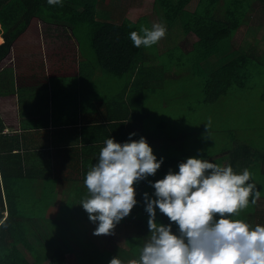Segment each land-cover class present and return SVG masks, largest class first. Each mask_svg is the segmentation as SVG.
<instances>
[{
  "label": "trees",
  "instance_id": "obj_1",
  "mask_svg": "<svg viewBox=\"0 0 264 264\" xmlns=\"http://www.w3.org/2000/svg\"><path fill=\"white\" fill-rule=\"evenodd\" d=\"M108 1L63 0V6H52L47 0H0V32L4 38L0 44V104L17 103L24 115L33 113L49 118L52 107L49 109L48 105L56 103L52 98L55 100L62 95L56 89L64 86L53 83L52 79L63 81L65 76L60 72L63 63L55 64L52 60V42L57 36L70 34L76 37L81 46V59L86 62L80 66L83 82L79 87L83 104H88L69 114L65 121H55V125L65 128L58 131V137L39 141L37 145L25 132H5V124L0 117V264H41L43 261L45 264H66L67 253L75 248V236L81 245V253L76 254L78 264H109L114 256L127 264V261L139 258L140 250L150 235L143 200L145 192L155 198V190L149 181L154 183L163 179L169 170L178 172L179 163L189 157L206 159L222 166L231 165L237 173H241L243 167L247 168L248 160L253 159L252 151L245 156V149L249 147L239 139L234 159L225 161L228 156L211 159L213 155L202 151L206 146L197 144L191 136L195 132L214 133L218 123L209 117L211 113L217 116L218 122L224 118L216 112L215 102L208 107L211 97L228 98L227 87L236 88L246 83L235 77L243 67L225 48L240 26L245 10L255 0H224L227 8L222 12L223 18H215L219 0H198L192 12L183 10L191 0H155L157 8L163 11L170 33L175 32L181 38L189 32L197 36L192 54L187 55L193 57L188 60L182 59L179 53L177 57L173 53L167 55L171 57L168 59L147 55L154 51L156 44L149 48H136L129 34L139 31L141 25L150 28L147 17L142 15L135 20L122 17L119 22L98 18V5ZM235 3L239 4L242 12L232 6ZM83 31L93 54L91 59L82 57ZM7 32L13 37L7 36ZM21 38L23 41L32 39L43 53L33 59L15 54L19 46L17 41L21 42ZM210 58L213 62L208 61ZM57 60L64 61L63 58ZM172 63L177 64L179 71L186 67L193 74L175 75V81L165 84L163 75L172 70ZM200 64L204 67L199 68ZM258 67L259 76L263 65L258 64ZM136 68L139 78L131 83L128 81L129 72ZM150 68L156 72L147 80ZM97 69L102 72L103 93L97 88L99 75H94ZM260 77L257 82L247 84L254 90L262 89V92L254 93L259 95L256 99H260L264 108V85H261ZM224 78L227 80L222 83ZM191 84L203 86L198 88L194 97L185 101L172 98L166 102L164 99L168 95L179 94L182 86ZM73 106L72 110H76L77 107ZM53 109L55 113L62 112L58 107ZM166 129L174 131V143L179 146L157 158L164 159L154 176L134 185L137 204L130 213L135 216L134 235L126 237L125 248H118V244L112 249L105 248L81 221L85 211L79 204L84 199V190L86 192L84 179L87 171L98 160L107 138L124 143L130 133H135L131 139L138 140L141 136L145 138L148 130ZM259 137L260 141L255 146L263 149L264 131ZM149 146L156 156L153 147ZM44 147L48 149L45 151ZM60 152L62 156H59ZM39 155L42 158L35 159ZM72 163L74 170L66 177L74 186L71 193H67L66 202L62 203L58 183L62 182L64 168L72 167ZM78 183L81 184L77 186ZM259 191L260 196L264 194ZM257 203L258 200L255 205L249 203L238 218L253 226L264 225L263 218L257 213ZM156 222L169 223L158 208ZM172 230L174 233L178 230L174 223Z\"/></svg>",
  "mask_w": 264,
  "mask_h": 264
},
{
  "label": "clouds",
  "instance_id": "obj_2",
  "mask_svg": "<svg viewBox=\"0 0 264 264\" xmlns=\"http://www.w3.org/2000/svg\"><path fill=\"white\" fill-rule=\"evenodd\" d=\"M63 6V0H47ZM166 24L140 26L130 39L136 48H149L163 39ZM124 143L107 138L98 160L87 171L84 185L88 195L80 206L96 225L94 235H113L120 221L137 204L134 185L154 176L163 163L157 160L144 137ZM154 199L143 193L148 214L149 236L139 258L127 264H264V225L253 226L238 218L249 203L255 205L260 191L252 173H241L231 165L189 157L179 163L178 172L169 170L154 183ZM168 224L156 222V209ZM173 223L177 232H173ZM109 264H125L114 256Z\"/></svg>",
  "mask_w": 264,
  "mask_h": 264
},
{
  "label": "crops",
  "instance_id": "obj_3",
  "mask_svg": "<svg viewBox=\"0 0 264 264\" xmlns=\"http://www.w3.org/2000/svg\"><path fill=\"white\" fill-rule=\"evenodd\" d=\"M260 3L259 10H263V5L264 2L261 0H255L253 1L248 8L245 10V15L243 16L241 20L240 26L236 29L235 33L233 34L231 40H229V46L226 47L227 53L232 55L234 59L239 60L241 63V66L243 67V70L237 72V76L235 75L236 78H239L240 80H243L245 82L250 76H255L258 73L259 67L258 64L264 65V10L262 14L257 13V28L259 29L258 31H253L252 27L249 25L248 22L254 21L255 19L252 16L253 15V10L256 9V4ZM219 5L216 6L215 8V18H223L222 12H224L227 8L226 2L224 0H219ZM198 4V0H191L185 7L184 11L192 12L195 10L196 6ZM232 6L236 10H241L240 6L238 3L232 4ZM258 10V11H259ZM154 17L160 16L164 23L166 24V20L163 15L162 9L159 11L155 12L153 10V15ZM147 17V16H146ZM148 22L149 18L147 17ZM259 22V25H258ZM167 28L168 25L166 24ZM69 28L68 26H65ZM70 29V28H69ZM55 32V30H53ZM61 36V35H60ZM57 36L56 42H52V60H54L55 64H60L63 63L60 69V72L62 74H65L63 77V81L52 79L53 83H60L64 85L63 87L57 88L56 91L59 93H62L60 97H57L55 100L52 98V101H55L56 103H51L48 105V108L50 109L52 107V110L48 113L49 118H41V116L37 114H31L27 113L24 115V113H21V108L19 104L17 103H9V104H0V117L2 118L3 122L8 119V115L6 113H13L12 120L18 122V128L16 131L17 133L25 132L26 135H30L31 142L35 145L38 144L39 141L44 142L47 139L51 138H56L58 137V131L63 127V125H55L54 122L59 120V121H65L69 114H71L73 111H78V108L84 106L87 107L88 104L85 105L83 104V99L80 96V86L82 84V80L80 79V72L81 68L78 64V61H82L81 59V54H80V49L81 46H79V43L77 42L76 37H72L70 34L69 36ZM190 42V47L185 48V43L188 41ZM197 36L191 32L187 33L184 35V37H180L178 34H173L170 33L168 30L166 32V35L163 39H161L157 44L156 47L154 48V51H151L147 53V51H144L145 54L151 56L154 58V56L157 55V58L160 57L162 58H171L168 57L171 53L176 52L177 55L178 53L182 56V59L186 58V60L191 59L193 55L187 56L188 54H192L193 50V44L197 41ZM4 38L2 35V31L0 32V44L3 43ZM18 42V41H17ZM21 43L17 47V51L15 54H18L21 57H26V58H35L39 54L43 53V50L41 47L37 46V43L34 42L32 39L31 40H24L21 38ZM225 47V43L223 45ZM40 49V50H38ZM168 55V56H167ZM187 56V57H186ZM57 58H63L64 61H59ZM196 59V58H195ZM77 60V61H75ZM183 61V60H182ZM208 61L213 62V58H210ZM188 64L192 65V62L187 61ZM67 63L70 64L68 67ZM147 63V62H146ZM66 64V66L64 65ZM171 71L168 73H165L163 75V78L166 79L165 84H169L172 81H175V75H192L193 72L184 67L179 71V67L177 64L172 63L171 66ZM149 70V72H148ZM148 76H146L147 80L149 79L151 75H153L156 72V69H148ZM146 72V74H147ZM96 76L99 75V80H97V83L100 86L104 87L103 84V76L101 75L102 72L97 69L94 72V75ZM130 77H129V82L134 83L136 82V79L139 78L137 75V68L134 70V72H129ZM232 75V73H229ZM145 78V79H146ZM182 78V77H180ZM179 79V78H178ZM227 80L224 78L222 80V83ZM94 81V80H93ZM225 83V82H224ZM220 86L222 84L219 82L218 83ZM96 86V85H95ZM183 89L179 94H176L175 96L173 94L168 95L164 99L166 102H170L172 98L174 100H188L196 94L198 88L202 87L197 84H191V85H185L182 86ZM226 88L225 86H223ZM252 86H249L247 83H244L240 87H227L226 89H229L228 92V98L226 96L220 97L213 99L211 97V101L208 104V107L211 106L215 102V107H216V112L224 118H221L219 122L217 121V116L214 113L210 114V118L218 123V126L215 128L214 132L225 138L227 141H230L232 143L237 142V140L243 141L246 147H249L251 139L253 138V135L255 133H261L264 131L263 124H264V108L260 104L259 100L256 99L259 98V95L254 93L257 90H254V87L251 88ZM98 88V87H97ZM191 89H194L195 91H191ZM104 90V88H103ZM103 90L101 93H103ZM99 93V92H98ZM28 99V98H27ZM29 100V99H28ZM1 101V100H0ZM27 101V100H26ZM71 102H74L73 105L77 107V109H73V105H71ZM26 104V102H25ZM53 107H58L62 112H54ZM67 112V114H66ZM252 119H257L259 120V126L261 130L257 131L256 125L250 123ZM229 122H234L237 126L236 127H231L229 125ZM5 126L4 131L8 132ZM65 128V127H63ZM12 132V130H10ZM148 131H153V132H158L159 135L156 139L150 137H145L146 141L152 146L151 142L152 141H158L155 146H152L154 149V152L156 154V157L159 158L162 155H166L171 149H174L173 145L171 144V141L173 140V135L170 136H160L161 133L163 132H170L173 134L174 131L172 130H148ZM257 131V132H256ZM28 143V142H27ZM41 146V145H39ZM48 146V145H46ZM45 151L48 149V147L43 148ZM175 150V149H174ZM263 154H264V148L262 149ZM251 153V151H249ZM253 153V157H255L256 153ZM59 156H62L61 152ZM215 156H212L211 159H213ZM41 155L35 156V159L39 160L41 159ZM50 158V156H49ZM64 158V157H63ZM51 159V158H50ZM59 159H62V157H59ZM225 164V161H224ZM72 167L69 168H64L65 172L62 174V182H68L69 188L66 192V194L63 196L62 192L58 190V192L61 194L60 196V201L66 202L68 199V192L71 193V188L74 186V183L70 181V178L67 179L66 176L71 175L74 167L73 163L71 164ZM261 170L264 175V166L261 167ZM58 183V186H60L61 183ZM81 183H78L80 185ZM86 188V187H85ZM84 198L88 195L87 189L86 192L84 190ZM59 200V199H58ZM257 208L258 211L257 213L263 218L264 221V194L260 196L258 199L257 203ZM84 210V209H83ZM83 218L86 220L84 222L86 228L89 230L88 232L96 238L97 241H99V238L93 234V232L90 230L89 227V219H88V214L86 212H83ZM76 238V237H75ZM77 243L78 239H75ZM102 245L103 242L99 241ZM114 245H117L114 244ZM78 263V262H77Z\"/></svg>",
  "mask_w": 264,
  "mask_h": 264
},
{
  "label": "rangeland",
  "instance_id": "obj_4",
  "mask_svg": "<svg viewBox=\"0 0 264 264\" xmlns=\"http://www.w3.org/2000/svg\"><path fill=\"white\" fill-rule=\"evenodd\" d=\"M257 10H253V17L255 19L254 21L248 22L249 25L252 27L253 31H258L259 29L257 28V13L260 15L263 13V10H259L260 3L258 2L256 5ZM154 8V9H153ZM99 13H98V18L106 19L108 21L112 22H119L122 17H127L131 20H135V18L139 16H147L150 21V25H152L155 22H161L163 21L160 16L154 17L153 15V10L155 12L159 11L160 8H157L155 4V0H109L106 4L100 3L98 5ZM259 10V11H258ZM147 19V18H146ZM164 22V21H163ZM71 25V24H70ZM69 25V26H70ZM259 25V22H258ZM175 34V32H172ZM7 36L10 38L13 37V35L9 32L6 33ZM87 36H84V31L81 33V45H82V57L86 59H91L93 57L92 52L90 51L89 47V41L86 38ZM190 40L185 43V48L190 47ZM21 44L18 40V45ZM14 45L16 46V40L14 42ZM174 56L177 57V53L173 52ZM205 62V61H204ZM79 65H85V61H78ZM68 67L70 66L69 63H67ZM186 65V64H185ZM184 65V66H185ZM199 68L204 67L201 64L198 65ZM260 78L262 79L261 85H264V65L263 68L260 69ZM258 73L256 76H250L245 82L248 84H252L253 82L258 81ZM48 77V75H47ZM105 82V78H104ZM117 82V81H116ZM203 87V86H202ZM103 86L98 85V91L103 90ZM135 87H133L131 90H134ZM49 89H51V86H49ZM258 92H262V89L257 90ZM74 109V108H73ZM41 112V110H40ZM77 112V111H73ZM8 116V119L3 122L5 126H7V130H12L16 131L18 128V122L12 120L13 113H6ZM74 115V114H72ZM250 123L256 125L257 131L261 130L259 126V120L257 119H252ZM194 125L195 123H191ZM17 127H15V126ZM79 125L76 124L75 126ZM229 125L231 127H236L237 125L234 122H229ZM74 126V125H73ZM181 131V130H180ZM256 131V132H257ZM194 132V131H193ZM159 133L158 132H153V131H147V136L148 138L152 137L156 139L158 137ZM172 133L170 132H163L161 133L160 136H170ZM260 134L255 133L253 135V138L251 139L250 145L248 149H245V156L247 157L248 151H253L256 153L255 157H253L252 160H248V166L247 169H250L252 173V182L256 184V187L258 190H262L264 192V175L261 170V167L264 166V154L262 149L258 148L255 146L257 142L260 141ZM193 137L197 144L203 143L206 148H202V151L206 154L213 155L215 156L214 158H221V156H228V158L225 161H229L231 159H234L236 156V144L235 143H228V141L223 138L222 136L217 135L215 132H205V134H202V132H195ZM175 139L171 141V144L173 145L174 148H178L179 144L174 143ZM158 141H152L151 144L152 146H155V144ZM241 143V142H240ZM246 167H243L242 171ZM69 188L68 182L61 183L59 186V191L62 192V195L64 196ZM252 205V204H251ZM134 215H129L126 218L122 219L119 224L116 225L114 229V234L113 235H100L97 236L101 242H103V246L107 249H112L114 244H118L117 247L125 248V240L126 237L134 235L135 233V228H134ZM82 223L86 221L84 218H81ZM89 227L92 232H94L96 225L93 224L92 222H89ZM73 237V236H72ZM76 237V236H75ZM73 237V238H75ZM76 239V238H75ZM117 248V249H118ZM81 253V245L79 241L75 243V248L73 252L67 253L66 257V264H78L77 259H76V254ZM44 262V261H43ZM41 262V264H45Z\"/></svg>",
  "mask_w": 264,
  "mask_h": 264
}]
</instances>
